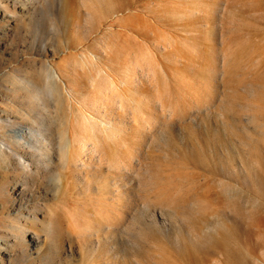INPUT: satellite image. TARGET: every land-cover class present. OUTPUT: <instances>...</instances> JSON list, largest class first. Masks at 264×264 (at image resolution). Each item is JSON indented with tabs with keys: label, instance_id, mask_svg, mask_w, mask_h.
Here are the masks:
<instances>
[{
	"label": "rangeland",
	"instance_id": "rangeland-1",
	"mask_svg": "<svg viewBox=\"0 0 264 264\" xmlns=\"http://www.w3.org/2000/svg\"><path fill=\"white\" fill-rule=\"evenodd\" d=\"M0 147V264H264V0H0Z\"/></svg>",
	"mask_w": 264,
	"mask_h": 264
},
{
	"label": "bare ground",
	"instance_id": "bare-ground-1",
	"mask_svg": "<svg viewBox=\"0 0 264 264\" xmlns=\"http://www.w3.org/2000/svg\"><path fill=\"white\" fill-rule=\"evenodd\" d=\"M36 142L39 143V144H41V145H43V143L46 142V140L43 139L42 142L41 141H36ZM15 144L17 146L16 148H13V152H15V153H16V150L20 149L21 146L24 147V146L29 145L28 142L25 140V137H24L23 133L17 134V138L15 140ZM44 148L49 151V149L47 147H44ZM41 149L42 148H40V150ZM5 153L7 154V152L4 150V148L3 147H0V157H2L3 155H5ZM45 157L47 158L45 160V162H49L50 161L49 156H47V154H45ZM5 159H6V157H5ZM22 167H23L22 168V173L23 174H27V173H29L32 170L29 167V165H26V164L25 165H22Z\"/></svg>",
	"mask_w": 264,
	"mask_h": 264
}]
</instances>
